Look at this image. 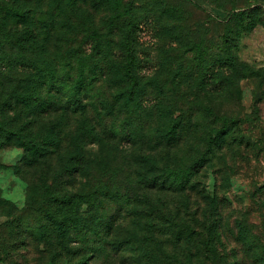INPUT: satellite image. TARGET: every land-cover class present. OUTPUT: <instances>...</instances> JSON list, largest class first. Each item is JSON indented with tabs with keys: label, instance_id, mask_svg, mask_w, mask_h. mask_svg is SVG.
<instances>
[{
	"label": "trees",
	"instance_id": "obj_1",
	"mask_svg": "<svg viewBox=\"0 0 264 264\" xmlns=\"http://www.w3.org/2000/svg\"><path fill=\"white\" fill-rule=\"evenodd\" d=\"M104 1L106 30L78 13L85 0H0V148L22 149L13 170L25 182L20 209L0 195V262L219 264L223 203L193 178L219 150L250 139L238 136V116L208 103L193 117L158 90L142 105L152 60L139 56V31L175 32L161 25L160 7L138 15L135 3ZM243 15L232 8L218 19ZM169 37L194 52L202 92H237L234 56L210 61L202 40Z\"/></svg>",
	"mask_w": 264,
	"mask_h": 264
},
{
	"label": "rangeland",
	"instance_id": "obj_2",
	"mask_svg": "<svg viewBox=\"0 0 264 264\" xmlns=\"http://www.w3.org/2000/svg\"><path fill=\"white\" fill-rule=\"evenodd\" d=\"M85 1L78 13L87 9L88 22L106 30L112 13L109 6L104 0ZM114 1L135 3L138 15L160 7L161 25L175 32L155 38V32L152 35L145 25L139 31V56L149 55L152 60L150 68L141 73L142 105H149L157 91L162 90L166 100L181 113L198 116L201 104L208 103L219 116L239 117L236 132L248 137L250 143L236 142L219 150L209 166L198 170L193 179L201 190L223 203L218 216L221 221L218 240L214 244L221 256L219 264H264V0ZM232 8L244 15L230 23L218 19ZM181 35L190 41L202 40L210 61L220 52L236 58L241 76L236 93L211 97V93L202 92L193 73L194 52L169 37ZM198 120L201 130L204 120ZM212 121L210 125L215 127L217 122ZM197 139L195 136L193 142L200 143ZM187 149L182 144L180 154L188 152ZM22 154L21 148H0V195L18 209L25 203V182L15 174L13 166ZM197 201L200 205L194 203L193 209L197 218L203 220L201 210L205 204L200 197ZM214 218L210 215V221ZM3 222L0 215V225ZM238 223H242L244 235L237 238ZM115 264L126 262L118 257Z\"/></svg>",
	"mask_w": 264,
	"mask_h": 264
}]
</instances>
